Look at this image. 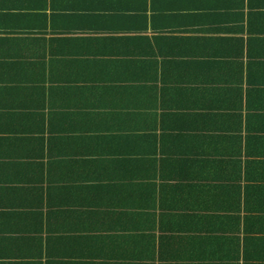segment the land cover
Returning <instances> with one entry per match:
<instances>
[{
  "label": "crops",
  "instance_id": "crops-1",
  "mask_svg": "<svg viewBox=\"0 0 264 264\" xmlns=\"http://www.w3.org/2000/svg\"><path fill=\"white\" fill-rule=\"evenodd\" d=\"M0 264H264V0H0Z\"/></svg>",
  "mask_w": 264,
  "mask_h": 264
}]
</instances>
